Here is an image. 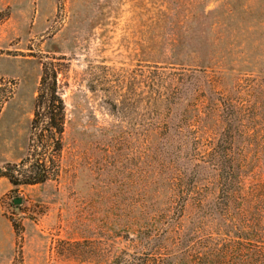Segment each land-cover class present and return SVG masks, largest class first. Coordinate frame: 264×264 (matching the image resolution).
<instances>
[{
    "label": "rangeland",
    "instance_id": "1",
    "mask_svg": "<svg viewBox=\"0 0 264 264\" xmlns=\"http://www.w3.org/2000/svg\"><path fill=\"white\" fill-rule=\"evenodd\" d=\"M46 63L63 151L15 190ZM0 264H264V0H0Z\"/></svg>",
    "mask_w": 264,
    "mask_h": 264
},
{
    "label": "trees",
    "instance_id": "2",
    "mask_svg": "<svg viewBox=\"0 0 264 264\" xmlns=\"http://www.w3.org/2000/svg\"><path fill=\"white\" fill-rule=\"evenodd\" d=\"M66 118V105L58 87L55 64H43L27 157L19 165H7L2 172L15 190L50 180V168H57L56 163L63 151ZM216 153L215 148L212 154L215 156Z\"/></svg>",
    "mask_w": 264,
    "mask_h": 264
},
{
    "label": "water",
    "instance_id": "3",
    "mask_svg": "<svg viewBox=\"0 0 264 264\" xmlns=\"http://www.w3.org/2000/svg\"><path fill=\"white\" fill-rule=\"evenodd\" d=\"M17 205H19L20 203H21V201L20 200H18V201H16L15 202Z\"/></svg>",
    "mask_w": 264,
    "mask_h": 264
}]
</instances>
